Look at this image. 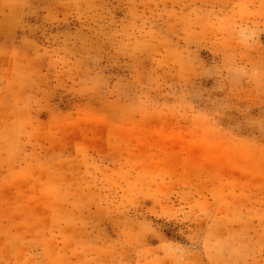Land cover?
<instances>
[{"label": "rangeland", "instance_id": "374dc122", "mask_svg": "<svg viewBox=\"0 0 264 264\" xmlns=\"http://www.w3.org/2000/svg\"><path fill=\"white\" fill-rule=\"evenodd\" d=\"M0 264H264V0H0Z\"/></svg>", "mask_w": 264, "mask_h": 264}]
</instances>
